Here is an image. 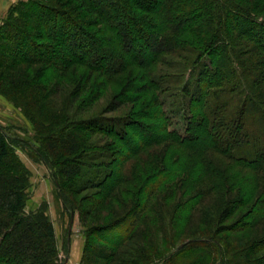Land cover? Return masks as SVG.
<instances>
[{"label": "trees", "instance_id": "16d2710c", "mask_svg": "<svg viewBox=\"0 0 264 264\" xmlns=\"http://www.w3.org/2000/svg\"><path fill=\"white\" fill-rule=\"evenodd\" d=\"M20 1L8 9L7 15L17 11L16 4ZM70 1L95 16L93 26H101L99 38L85 32V26L66 13L28 0L25 8L28 20L33 21L30 28L38 32L32 34L25 26L14 24L4 29L5 17L0 24V48L3 49L0 67L9 70L21 64L44 63L45 66L32 71L25 69L32 74L30 83L39 80L42 85L51 77H57V85L60 80L74 83L72 77L82 74L84 68L83 76H79L75 88L66 97L71 101L78 98L81 82L84 86L80 91L87 88L93 73L102 80L95 82V94L89 96L90 101L100 95L108 77L118 75L123 76L116 95L119 103L138 99L126 95L129 89L136 95L155 93L149 103L114 122V126H108L107 118L93 117L77 124L72 131L61 129L54 137L57 153L77 164L70 168L76 177L82 176L83 169L78 166L77 158L74 159L81 152L111 148L95 146L91 140L93 135L111 137L116 145L109 151L113 153L106 166L95 167L84 176L86 180H81L86 185L84 189L94 190L83 198L86 204L83 214L88 216L100 207H104L105 213L104 219L88 230L96 243H102L105 248L90 247L81 262L119 263L120 249L138 236L137 229L148 214L151 198L166 183L195 189V196L206 191L193 188L199 187V182L223 188L229 175L245 173V194L234 200V207L252 202L248 220H235L227 225L236 234L252 231L243 239V247L228 256V247L221 240L190 238L156 264H168L189 246V251L198 255L187 264H207L210 257L211 264H264V0ZM182 51L194 56L191 72H197V90H191L188 85L184 87L188 97L176 107L178 115L186 120L185 128L180 130L171 124L159 97L160 91L167 89L166 80L149 73V68L158 63L167 64L162 57L179 55ZM205 56L208 62L204 61ZM133 67L140 72L136 74ZM0 132V264H56L54 230L47 216L43 211L21 213L27 176L20 166H10L5 140L8 135L1 127ZM167 140L176 144L170 150L173 157L177 158L180 152L184 154L181 169L172 170L153 162L148 165L153 159L138 158L142 151ZM27 144L48 164L47 152ZM47 148L50 152L51 148ZM160 148L161 154L166 146ZM148 170L151 172L145 174ZM158 173L162 174L160 178L145 191L150 177ZM54 179L66 206L62 192L66 185L58 182L56 176ZM137 184L140 185L135 190ZM196 203L184 210L180 222L185 224L190 220ZM230 203H226L223 214L227 213ZM154 224L155 220L151 219L150 225Z\"/></svg>", "mask_w": 264, "mask_h": 264}, {"label": "rangeland", "instance_id": "374dc122", "mask_svg": "<svg viewBox=\"0 0 264 264\" xmlns=\"http://www.w3.org/2000/svg\"><path fill=\"white\" fill-rule=\"evenodd\" d=\"M27 1L22 0L16 4L15 10L17 11L9 13L10 15H7L9 11L7 10L4 16V18L6 17L5 20L4 18L2 19L4 20V25H2L4 29H10L9 26L14 24L16 27H19V25L25 26L32 34L38 32L37 29L30 28L33 21L28 20L27 17L28 10L25 8ZM36 1L43 4L42 6H51L59 13H66L73 21L85 26L84 30L88 34L100 36L98 30L101 26H93V24H96L95 16L79 9L75 2L70 0ZM222 1L226 0H220V2ZM8 17L9 19L6 21ZM147 18L152 17L147 16ZM21 22L26 24L23 25ZM36 42L38 43L39 41ZM2 50L0 48V54ZM32 50H34V53L37 52L35 48H32ZM193 57L186 51H182L179 55L162 57L168 62L167 64L158 63L149 68V73L165 78L164 86L167 89L160 91L159 97L163 102L166 114L172 121L171 124L180 130L185 128L186 120L178 115L176 107L179 102H183L188 97L184 87L188 85L191 90H197L195 85L197 72H191V60ZM208 60L207 56H205L204 61L208 62ZM43 66H45L44 63L31 66L21 64L9 70L0 67V127L8 135V137L5 136V140L10 151L8 158L11 163L10 166H20L24 170L23 175L26 174L27 176V187L21 213L28 214L35 211H43L47 216L54 230L57 253L56 264H63L66 258V264H85L81 262V259L90 252V247L101 246V248H105L102 243H96L95 237L90 236L88 233L89 227L103 220L105 213L104 207H100L95 208L88 216L83 214V209L86 206L83 203V198L90 195L94 190L90 188L84 189L86 185L81 184V180H86L84 176H87V172H91L95 167L106 166L113 153L109 151L112 150L111 148H113L115 143L111 137L100 134L93 135L91 140L94 141L95 146L101 148L105 145L111 148H108V151L98 150L94 152L86 150L81 152L78 157L74 158H77L78 166L83 169L81 170L82 176L76 177L70 173V168L71 166H77V164L70 163L66 157L57 153V147L53 146L54 137L61 129L68 128L69 131H72L77 124L79 125L84 120L93 117L107 118L106 123L108 126H114V122L121 121L131 112L140 110L145 104L149 103L151 96L155 93L149 92L136 95L132 89H129L126 91V95L138 99L134 102L125 101L119 103L116 95L122 84L123 76L120 78V75H118L108 77L101 93V87L98 89L100 95L90 101L89 96L95 94V82L102 80V78L96 77V73H93L87 88L81 92L80 88L84 86L81 82V85L78 86L82 87L77 90L78 98L71 101L69 97H66L75 88L76 81L79 76H83V70L85 69H81L82 74L79 72L75 77H72V82L74 83H65L60 80L59 85H57L55 84L57 77L49 78L45 85H42L39 80L30 83L32 74L25 72V69L32 71V69ZM131 69L136 74L140 72L135 67ZM22 82H25V85H20ZM27 82L32 84V86L26 84ZM34 84L36 85L33 86ZM180 108L182 110V107ZM111 119L114 121L111 122ZM0 133L2 134V132ZM27 142L47 152L48 164L42 162ZM163 145L166 148L160 154V147ZM172 146L175 147L176 144L167 140L160 145L142 151L138 158L147 159V161L153 159L148 165L153 162L156 166H169L172 170H179L183 167L184 154L180 152L177 158L173 157L170 152L173 148ZM47 147L51 148L50 152L47 151ZM53 148L54 150L52 151ZM150 172L151 170H148L145 174ZM193 172L194 174L197 173V171ZM12 173L15 174L17 172L13 171ZM158 174L150 177V180L145 185V191H148L162 175ZM244 174L241 176L229 175V180L223 188L215 187L208 182H206L207 184L199 182V187L193 186V188L197 190L200 188L206 191L202 195L195 196V189L189 190L188 186L182 187L177 184L175 186L173 183H166L151 198L149 210L147 209L148 214L144 215L143 221L137 229L139 237L130 239L120 249L119 258L121 261L113 264H156L161 257L172 252L181 243L197 237H214L221 240L228 247V256L240 250L245 242L243 239L247 235L249 236L252 231L236 234L230 232L227 225L235 220H240L241 222L248 220L252 202L237 209L234 207L236 205L234 200L245 194L246 183L243 180ZM54 176H56L58 182L60 181L61 184L66 185L62 189L66 199V206H64L59 197V189ZM139 185L137 184L135 190H137ZM176 188L179 189L176 190ZM228 201L231 202L229 209L227 213L223 214V209L227 206ZM194 202L196 207L193 209L190 220L183 224L179 220L184 215V210L192 206ZM70 211L74 213V217L70 234L68 235ZM151 219L155 220L154 225H150ZM143 234H148V237L146 238ZM189 247L186 248L187 250L185 249L177 254L168 264H187V262H191L192 258L198 254L197 252L189 251ZM212 258L213 260L215 259V253ZM210 261L211 257L207 264H211ZM100 262L104 264L103 261Z\"/></svg>", "mask_w": 264, "mask_h": 264}, {"label": "crops", "instance_id": "0c3cea01", "mask_svg": "<svg viewBox=\"0 0 264 264\" xmlns=\"http://www.w3.org/2000/svg\"><path fill=\"white\" fill-rule=\"evenodd\" d=\"M18 0H0V22L4 18L7 10Z\"/></svg>", "mask_w": 264, "mask_h": 264}, {"label": "water", "instance_id": "95a60500", "mask_svg": "<svg viewBox=\"0 0 264 264\" xmlns=\"http://www.w3.org/2000/svg\"><path fill=\"white\" fill-rule=\"evenodd\" d=\"M73 217H74V213L71 212V213H70L69 222H68V235L70 234V230H71V227H72ZM66 262H67V258H66V260L63 262V264H66Z\"/></svg>", "mask_w": 264, "mask_h": 264}]
</instances>
